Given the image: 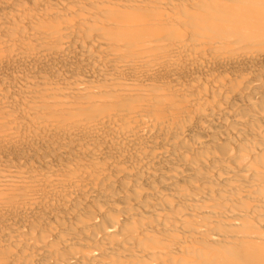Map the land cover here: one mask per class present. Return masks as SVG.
<instances>
[{
  "label": "bare ground",
  "instance_id": "bare-ground-1",
  "mask_svg": "<svg viewBox=\"0 0 264 264\" xmlns=\"http://www.w3.org/2000/svg\"><path fill=\"white\" fill-rule=\"evenodd\" d=\"M0 264H264V0H0Z\"/></svg>",
  "mask_w": 264,
  "mask_h": 264
}]
</instances>
